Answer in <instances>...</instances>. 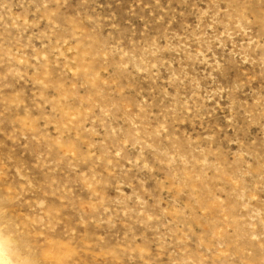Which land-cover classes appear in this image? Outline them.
<instances>
[{"label": "rangeland", "instance_id": "obj_1", "mask_svg": "<svg viewBox=\"0 0 264 264\" xmlns=\"http://www.w3.org/2000/svg\"><path fill=\"white\" fill-rule=\"evenodd\" d=\"M6 264H264V0H0Z\"/></svg>", "mask_w": 264, "mask_h": 264}, {"label": "bare ground", "instance_id": "obj_2", "mask_svg": "<svg viewBox=\"0 0 264 264\" xmlns=\"http://www.w3.org/2000/svg\"><path fill=\"white\" fill-rule=\"evenodd\" d=\"M0 264H6V260L0 255Z\"/></svg>", "mask_w": 264, "mask_h": 264}]
</instances>
